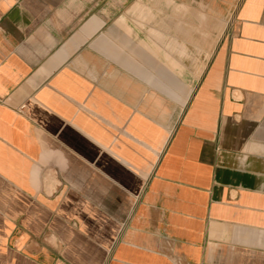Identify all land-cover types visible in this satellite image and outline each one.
Returning a JSON list of instances; mask_svg holds the SVG:
<instances>
[{"label":"crops","instance_id":"1","mask_svg":"<svg viewBox=\"0 0 264 264\" xmlns=\"http://www.w3.org/2000/svg\"><path fill=\"white\" fill-rule=\"evenodd\" d=\"M0 264H264V0H0Z\"/></svg>","mask_w":264,"mask_h":264},{"label":"rangeland","instance_id":"2","mask_svg":"<svg viewBox=\"0 0 264 264\" xmlns=\"http://www.w3.org/2000/svg\"><path fill=\"white\" fill-rule=\"evenodd\" d=\"M210 44H211V43H210ZM211 45H212V44H211ZM199 60H203V59L200 58Z\"/></svg>","mask_w":264,"mask_h":264}]
</instances>
